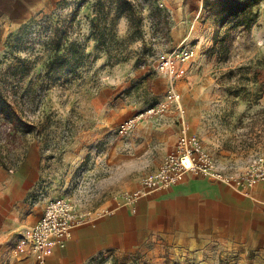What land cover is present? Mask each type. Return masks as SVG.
I'll return each mask as SVG.
<instances>
[{
  "label": "rangeland",
  "instance_id": "rangeland-1",
  "mask_svg": "<svg viewBox=\"0 0 264 264\" xmlns=\"http://www.w3.org/2000/svg\"><path fill=\"white\" fill-rule=\"evenodd\" d=\"M131 1L135 14L142 18L141 37L119 47L124 59L117 62L113 59L114 50L94 52V42L87 40L95 0H88L80 8L79 0H0V69H5L10 62L4 58L5 42L10 33L29 20L45 15L68 22L76 8L79 12L69 28V39L83 44L86 52L92 55L73 85L54 86L37 98L32 107L25 106L29 121L38 122V128L47 125L43 139H33L31 134L22 133L7 137L8 133L2 131L4 148L0 166L13 169L27 155L37 153L45 171L43 199L46 202L91 188L101 199H109L128 190V179L143 177L147 166L126 162L121 166V173L114 175L91 159L104 154L105 148L103 139L97 141L89 134L93 127L89 100L105 87L107 77L114 74L117 66L128 64L132 70L125 80L127 89L121 94L142 88L141 85L145 88L135 91L132 102L127 105L132 106L133 113L153 105L157 97L148 92L147 81L161 76L156 72L158 60L172 54L185 37L188 39L184 45L194 50V56L181 65L176 89L182 94L189 133L200 139L221 168H241L257 158H264V0L255 8L259 16L250 31L240 27L228 30L230 25H227L219 29L216 44L217 27L213 17L204 10L206 0H197L199 8L202 7L201 13L198 18H191L188 29L176 30L174 27L180 25V11L184 7L180 0H166L164 7H159L158 0ZM114 29L118 39L124 41L129 30L127 19L119 18ZM224 34L226 37L221 43L219 39ZM38 70L39 67L34 75ZM108 132L107 135L118 136L116 130ZM92 139L94 141H90ZM83 154H87L84 162L74 166ZM98 179L104 182L102 187L98 186ZM172 257L169 253L163 264H168L167 261L172 264L193 262L187 256H179L180 261H173ZM100 264L160 263L122 253L109 256Z\"/></svg>",
  "mask_w": 264,
  "mask_h": 264
},
{
  "label": "crops",
  "instance_id": "crops-1",
  "mask_svg": "<svg viewBox=\"0 0 264 264\" xmlns=\"http://www.w3.org/2000/svg\"><path fill=\"white\" fill-rule=\"evenodd\" d=\"M180 2L184 7L175 30L188 29L191 18H198L202 9L197 0ZM197 44L199 47L200 42ZM131 70L128 64L117 66L105 87L89 100L93 126L89 134L97 141L103 139L105 148L104 154L91 159L114 175L121 173L123 163L141 164L147 166L146 176L157 171L164 157L174 150L180 113L171 108L159 121L139 122L126 139L107 135L110 129L117 131L120 123L147 108L133 113L132 106L127 105L135 91L145 85L121 94L127 89L125 80ZM147 83L156 102L161 100L167 78L152 77ZM86 155L73 165L84 162ZM44 179L43 162L37 153L27 155L13 169L0 166V264H38L27 237L46 204ZM139 181V177L128 179L127 191H134ZM97 184L102 187L104 182L98 179ZM67 196L79 200L83 211L108 209L110 213L72 228L63 247L52 241L44 264H100L122 253L160 264L169 253L173 261H180L179 256L189 257L193 261L189 264H264V184L245 192L206 176L188 175L168 190L141 197L134 211L110 198L101 199L92 188Z\"/></svg>",
  "mask_w": 264,
  "mask_h": 264
},
{
  "label": "trees",
  "instance_id": "trees-1",
  "mask_svg": "<svg viewBox=\"0 0 264 264\" xmlns=\"http://www.w3.org/2000/svg\"><path fill=\"white\" fill-rule=\"evenodd\" d=\"M87 1L79 0L78 8ZM261 1L206 0L204 10L213 17L217 27L215 44L219 29L227 25H230L228 30L240 27L250 31L257 22L259 15L255 8ZM78 8L68 22L60 17L55 19L52 15H45L38 20H29L7 36L4 58L10 62L5 69H0V155L4 148L2 131L8 133L5 134L7 137L22 133L31 134L33 139H43L47 125L38 128V122L29 121L25 106L32 107L37 98L54 86L73 85L81 68L89 63L92 55L86 52L85 46L69 39V28L76 20ZM153 11L159 13L158 9ZM123 16L129 23V30L127 38L121 41L114 28L116 21ZM141 21L131 0H95L87 40L94 42V52L110 53L114 50L113 59L119 62L124 59L119 47L141 37ZM225 37L226 34L219 42L223 43Z\"/></svg>",
  "mask_w": 264,
  "mask_h": 264
},
{
  "label": "built area",
  "instance_id": "built-area-1",
  "mask_svg": "<svg viewBox=\"0 0 264 264\" xmlns=\"http://www.w3.org/2000/svg\"><path fill=\"white\" fill-rule=\"evenodd\" d=\"M166 0H158L164 7ZM194 56V50L181 43L172 54L162 56L156 72L167 78V91L155 104L123 121L117 129L121 139H126L135 126L142 121L157 120L175 108L179 113V127L174 150L168 153L157 171L143 176L134 191H124L110 198L121 206L134 211L141 197L168 190L181 183L186 176H206L236 190L247 192L257 184H264V158H257L241 168H221L205 150L200 139L190 134L181 105V95L176 89L180 67ZM126 142V141H125ZM126 147L127 144H126ZM108 209L81 210L79 200L70 196H59L46 202L39 221L31 228L27 243L38 264H44L46 252L52 241L63 247L72 228L91 223L108 215Z\"/></svg>",
  "mask_w": 264,
  "mask_h": 264
}]
</instances>
